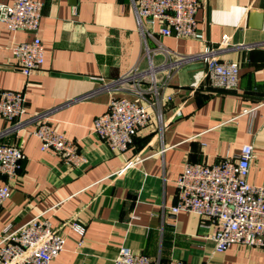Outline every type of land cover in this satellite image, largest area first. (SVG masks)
<instances>
[{
  "label": "crops",
  "instance_id": "crops-1",
  "mask_svg": "<svg viewBox=\"0 0 264 264\" xmlns=\"http://www.w3.org/2000/svg\"><path fill=\"white\" fill-rule=\"evenodd\" d=\"M36 1L43 3L37 34L44 59L29 75L17 67L12 46L33 32L0 22V90L23 91L26 110L21 126L0 117V144H17L24 154L17 177L0 174L11 187L0 235L44 213L67 237L53 264H114L121 246L153 264H264V249L232 244L217 252L208 220L170 210L186 162L234 159L246 144L253 147L247 179L264 185V0H202L196 19L206 41L162 35L156 25L140 29L133 0ZM207 42L222 44L220 59L239 63L234 89L211 86L202 58L181 60ZM139 91L150 122L126 151L114 153L92 131L93 121L111 96L137 99ZM40 113L85 162L70 167L41 150L27 122ZM75 219L85 226L81 245L68 226Z\"/></svg>",
  "mask_w": 264,
  "mask_h": 264
},
{
  "label": "built area",
  "instance_id": "built-area-1",
  "mask_svg": "<svg viewBox=\"0 0 264 264\" xmlns=\"http://www.w3.org/2000/svg\"><path fill=\"white\" fill-rule=\"evenodd\" d=\"M134 11L140 29L157 30L162 35L188 37L206 41L205 33L198 26L196 13L202 0H133ZM43 3L36 0H13L0 3V22L11 30H29L30 39L13 44L17 67L25 75L37 70L44 59V46L37 34ZM222 44L212 47L208 42L196 55L181 56V60L200 57L206 64V77L216 88L234 89L237 86L239 63L236 60L219 58ZM167 77L171 65L168 66ZM156 66L150 60L149 72L155 78ZM136 71V67L131 70ZM129 78V73L124 75ZM154 82V81H153ZM149 89H152V84ZM132 99L126 95L110 97L106 111L98 115L92 131L114 153L126 151L140 129L150 122L148 104L143 94ZM141 93V94H140ZM25 97L21 90H0V117L22 125L25 114ZM28 132L41 142L42 151L58 155L63 163L73 167L85 162L74 141L52 128L47 113L28 119ZM252 145H243L237 158L208 164L186 162L176 178V203L171 206L173 214L191 212L200 215L213 226L211 239L215 250L224 252L232 244L264 249V185L248 181ZM24 154L17 144H0V174L7 180L18 176ZM9 182H0V208L10 197ZM41 213L17 228L6 227L0 235V264H53L64 250L67 237L53 228ZM69 228L82 244L85 226L77 219L71 220ZM154 260L121 246L114 264H153ZM165 264H185L171 259Z\"/></svg>",
  "mask_w": 264,
  "mask_h": 264
}]
</instances>
